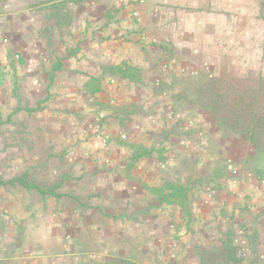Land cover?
<instances>
[{"label": "rangeland", "instance_id": "374dc122", "mask_svg": "<svg viewBox=\"0 0 264 264\" xmlns=\"http://www.w3.org/2000/svg\"><path fill=\"white\" fill-rule=\"evenodd\" d=\"M146 2L0 0V179L74 196L0 184V264H264V150L198 97L264 77V0L236 3L201 66Z\"/></svg>", "mask_w": 264, "mask_h": 264}, {"label": "crops", "instance_id": "0c3cea01", "mask_svg": "<svg viewBox=\"0 0 264 264\" xmlns=\"http://www.w3.org/2000/svg\"><path fill=\"white\" fill-rule=\"evenodd\" d=\"M241 1L244 0H147L142 7L147 12L144 21L155 29L151 34L165 40L175 55H185L201 66L210 62L215 65L214 57L223 56L232 47V38L217 37V32H222L221 25L238 12L234 9ZM158 7L167 9L165 20L153 17L151 12L148 15L150 8L153 12ZM161 24L167 25L165 32L157 31Z\"/></svg>", "mask_w": 264, "mask_h": 264}, {"label": "trees", "instance_id": "16d2710c", "mask_svg": "<svg viewBox=\"0 0 264 264\" xmlns=\"http://www.w3.org/2000/svg\"><path fill=\"white\" fill-rule=\"evenodd\" d=\"M110 66L111 69L120 68ZM199 101L214 117L217 124L224 130L231 131L244 137L257 149L264 150V77L253 79L248 84L233 80L222 75L211 77L199 90ZM39 105L34 109H39ZM29 110V108H27ZM18 184L25 188H34L40 194L55 197L71 194L58 193L56 187L43 189L38 185L28 183L25 175L12 177L0 184ZM168 193L160 189V201L168 202L171 196L180 194L182 188L167 185ZM159 190V189H158ZM116 264H136L129 259L121 258Z\"/></svg>", "mask_w": 264, "mask_h": 264}, {"label": "built area", "instance_id": "2783aa9c", "mask_svg": "<svg viewBox=\"0 0 264 264\" xmlns=\"http://www.w3.org/2000/svg\"><path fill=\"white\" fill-rule=\"evenodd\" d=\"M134 14L137 16V13L136 12Z\"/></svg>", "mask_w": 264, "mask_h": 264}]
</instances>
